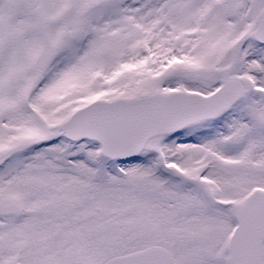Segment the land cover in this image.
Segmentation results:
<instances>
[{
	"label": "snow or ice",
	"instance_id": "obj_1",
	"mask_svg": "<svg viewBox=\"0 0 264 264\" xmlns=\"http://www.w3.org/2000/svg\"><path fill=\"white\" fill-rule=\"evenodd\" d=\"M0 264H264V0H0Z\"/></svg>",
	"mask_w": 264,
	"mask_h": 264
}]
</instances>
